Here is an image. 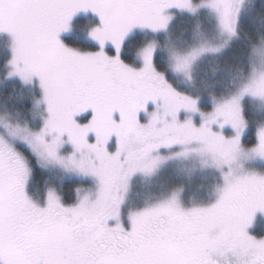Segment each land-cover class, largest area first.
Instances as JSON below:
<instances>
[{
	"label": "snow or ice",
	"instance_id": "6c2138e0",
	"mask_svg": "<svg viewBox=\"0 0 264 264\" xmlns=\"http://www.w3.org/2000/svg\"><path fill=\"white\" fill-rule=\"evenodd\" d=\"M7 82L0 264H264V0H0Z\"/></svg>",
	"mask_w": 264,
	"mask_h": 264
},
{
	"label": "trees",
	"instance_id": "16d2710c",
	"mask_svg": "<svg viewBox=\"0 0 264 264\" xmlns=\"http://www.w3.org/2000/svg\"><path fill=\"white\" fill-rule=\"evenodd\" d=\"M182 27H183L182 22L180 20H177V22H176V32H178V34H179V31H180V29ZM205 70H210L211 71V68H206ZM0 91H8V92H11L12 91V83L11 82H8V83L5 84V86L4 85H2V86L0 85ZM47 176H48L47 173H45L43 171H40L38 173L37 180L40 181V182H42ZM64 184L67 185V186H69V187H73L74 186L73 179L72 178H65Z\"/></svg>",
	"mask_w": 264,
	"mask_h": 264
},
{
	"label": "rangeland",
	"instance_id": "374dc122",
	"mask_svg": "<svg viewBox=\"0 0 264 264\" xmlns=\"http://www.w3.org/2000/svg\"><path fill=\"white\" fill-rule=\"evenodd\" d=\"M176 34L178 35V32H176ZM208 68H210V67H208ZM206 72H207V74H208V79H209V83H211V80H212V73H211V71L210 70H205ZM8 83V82H7ZM2 86V85H1ZM4 86H5V84H4ZM66 178H71V177H66Z\"/></svg>",
	"mask_w": 264,
	"mask_h": 264
}]
</instances>
